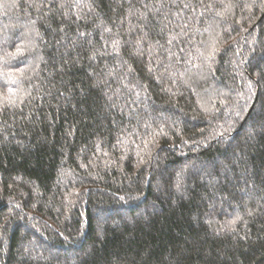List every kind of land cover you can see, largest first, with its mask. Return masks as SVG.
Listing matches in <instances>:
<instances>
[{"label": "trees", "instance_id": "1", "mask_svg": "<svg viewBox=\"0 0 264 264\" xmlns=\"http://www.w3.org/2000/svg\"><path fill=\"white\" fill-rule=\"evenodd\" d=\"M0 264H264V0H0Z\"/></svg>", "mask_w": 264, "mask_h": 264}]
</instances>
